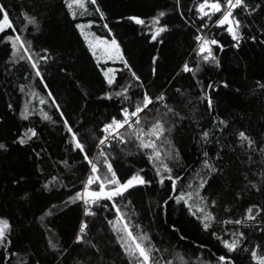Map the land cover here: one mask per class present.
<instances>
[{
  "label": "trees",
  "instance_id": "1",
  "mask_svg": "<svg viewBox=\"0 0 264 264\" xmlns=\"http://www.w3.org/2000/svg\"><path fill=\"white\" fill-rule=\"evenodd\" d=\"M98 2L105 11L106 21H101L91 6L88 9L90 15L78 16L73 21L66 14L63 0H0V3L5 4L10 12L16 28V32L9 30L8 34H18L33 40L37 50L39 47H48L56 57V62H49L51 68L45 73L48 83L58 103L61 104L62 109H66L73 124L77 122L79 110L82 107L85 109L83 115L87 123L81 128V132L89 143L94 141L88 134V130L98 129L103 122L115 115L119 101L115 98L112 101L101 98L102 93L108 90V86L103 83L91 53L74 28L75 23H86L88 20L94 21L90 30L98 35H106L101 27L103 23L107 22L112 27L113 33L126 53V58L135 71L142 76L145 84L151 85L150 91L156 92L159 86L163 85L169 90L170 95L176 87L185 92V95L179 98L180 104L177 108L184 119L177 123L170 137L181 153V160L175 165V170L184 177L185 184L189 181L193 184L197 182L195 172L200 168V161L203 158L202 148L208 150L209 155L212 156L216 151L217 138L228 145L231 144L233 134L237 130H250L254 135L264 131V98L261 97L255 83L257 80L264 82V46L245 40L239 50L232 49L230 37L226 32L217 28L209 30V35H215L222 44L226 45L222 52L217 51L218 58L222 59V67L215 69L205 65L196 79L201 84L209 81L218 83L221 80L229 84L228 88L221 86L218 91L210 93L214 104V112L210 113L205 102H197L199 89L192 75L188 73L177 75L178 65L183 60L192 62L188 53L194 46L193 37L199 24L193 4L200 0H180L179 10H176V0H98ZM158 10L168 12L164 22L170 29L164 35L162 45L148 42L144 34L147 29L141 31L140 26L127 21L116 23L120 15L137 14L147 18ZM24 12L37 15L41 26L40 32H34L31 25L25 29L26 21L22 15ZM191 21L196 23L192 24ZM260 23H264V18L257 17V24ZM2 37L3 34H0V39ZM259 38L264 39V36ZM10 51L9 45L0 42V143H5L7 146L6 151L0 150V216L9 219L13 229L11 239L15 245L12 251L19 253L18 257H12V264H19L21 260L25 264H34L37 258L41 260V264H75L76 260L85 259L81 248H70L64 256L57 257V254L47 247V240L52 238L54 242L58 241L60 245L68 247L78 224L80 209L73 205L48 217L46 227L51 229V234L46 232L45 227H41L37 217L50 204L60 205V202L71 194V191L61 187L59 182H56V187L51 192H43L41 185L45 180L56 175L60 176L65 184H76L78 188L77 177H82L86 168L77 153L65 151L66 145L63 141L67 136L62 123L52 124L41 120L38 115L40 109L49 112L54 120H58L59 114L55 112L54 107L50 106L51 101L47 98L43 86L37 84L38 78L35 77L30 66L25 62L11 63ZM153 55L159 56L155 77L150 71ZM60 66H67L66 70L71 75L59 72ZM101 66H105L104 61H101ZM106 66L117 70L118 84L124 83L128 78L126 70L121 71L123 66L119 61H109ZM169 80L172 81L171 84L166 83ZM21 85L27 86L24 92L20 91ZM29 87L48 102L40 104L38 98L30 97L27 94ZM237 88L240 90L238 94L235 93ZM85 93L89 95L85 96ZM135 95L136 90L133 91V96ZM9 104L12 108L8 107ZM25 107L34 110V114L27 121L20 118V112ZM214 116L232 122L231 127L223 133V137L214 134L215 126L211 122ZM30 126H36L41 133V139L35 143L47 149V154L44 156V175L35 170V157L31 146L13 144L17 134L23 133L25 128ZM201 129H206L213 134L211 135L212 143L204 144L199 141ZM121 148L124 149L123 152ZM227 150L231 154V149ZM109 151L115 157L113 166L118 174L124 175L144 168L148 177L154 175L143 154H137L132 144L121 145ZM126 152H131L132 155H125ZM244 158L241 155V160ZM255 159L259 160V157ZM61 160H67L72 170L69 171L60 164ZM248 167L237 161L229 175L223 179L211 180L210 186H206L204 194L221 201L222 206L215 210L219 217H239L250 204H264V193L257 192L255 189L245 190L239 199H235L236 192L245 188L244 175L252 178L247 172ZM253 170L258 172L259 166H254ZM20 177L24 179L19 185H13L12 180ZM178 187L183 185L178 182ZM25 191L32 194L30 200L21 199ZM168 194V190L161 191L157 184L132 190L127 197L132 201L136 213L132 217V223L140 224L143 230L150 233L158 247L167 249L168 251L162 254L166 259L173 260L174 264H181L178 259L180 256L195 264L198 255L201 259H209L210 252L220 254L222 246L207 232L197 227V222L188 215L186 209L174 201H170L166 208L160 207L162 198L167 199ZM224 206L231 209L230 213L223 211ZM105 215L111 218L110 213L101 212L96 219H90L91 235L109 253L106 259L122 264L121 258L117 255L118 246L113 247L109 243L111 233L103 219ZM172 223H175L187 235V240H178L169 228ZM221 227L216 225L218 231ZM246 231L249 233V247L264 244V234L251 229ZM200 243L206 244L207 247L198 249L196 245ZM2 251L3 249H0V252ZM232 255L236 264H253L249 253L238 252ZM0 264H8V262L0 261Z\"/></svg>",
  "mask_w": 264,
  "mask_h": 264
},
{
  "label": "snow or ice",
  "instance_id": "2",
  "mask_svg": "<svg viewBox=\"0 0 264 264\" xmlns=\"http://www.w3.org/2000/svg\"><path fill=\"white\" fill-rule=\"evenodd\" d=\"M63 6L67 10L66 14L73 21L78 16L90 15L88 10L90 6L101 21L107 19L98 0H63ZM179 7L180 0H176V10H179ZM193 8L199 24L193 37L194 46L188 53L192 62L183 60L178 65L179 73L177 75L180 73L192 75L199 89L197 102H205L207 110L211 113L214 112V104L210 93L218 91L221 86L228 88L229 84L225 80L218 83L209 81L206 84H201L196 79L205 65L215 69L222 67V59L218 58L217 51L222 52L226 45L222 44L215 35H209L208 32L212 28L226 32L230 37L232 49L239 50L245 40L264 46V39L259 38L264 36V23L257 24V17L264 18V0H200L193 4ZM22 15L26 21L25 29L31 25L34 32L41 31L37 15L27 12ZM167 15L166 10H158L147 18L137 14L120 15L116 23L127 21L140 26L141 31L147 29L144 34L148 42L162 45L164 35L170 31L169 25L164 22ZM181 16L183 17V13ZM190 23L195 24L196 21ZM93 24V20H88L86 23L78 22L74 24V28L91 53L103 78V83L108 86V90L102 93L101 98L109 101L114 98L118 99L119 107L116 114L103 122L98 129L88 130V134L94 141L89 143L84 133L81 132V128L87 123L83 115L85 109L82 107L79 110L80 115L76 124H73L66 109H62L61 104L58 103L57 97L48 83L45 73L51 68L49 62H56V57L48 47H39L37 50L33 40L18 34H8L9 30L16 32V28L7 7L0 3V34H3L0 42L10 46L9 60L13 64L25 62L35 73V77L38 78L37 84L43 86L47 98L51 101L50 106L54 107L59 118L54 120L53 116L44 109H40L38 115L42 121L52 124L62 123L67 136L63 141L66 145L65 151L77 153L86 168L83 176L77 177L78 188L76 184H65L64 180L56 175L51 176L41 185L43 192H51L56 187V182H59L61 187L71 191V194L67 195L60 205L50 204L37 217L41 227H45L48 234H51V229L46 227L48 217L73 205L80 209V217L77 227L73 231L71 244L64 247L58 241L54 242L52 238H49L47 247L55 252L57 257L64 256L70 248H81L85 259L76 260L75 264H116L115 260L105 258L109 253L91 235L90 219L94 220L101 212H105L111 214V218L108 215L103 217L108 231L111 233L109 243L113 247L118 246L117 255L121 258L122 264H174L173 260L166 259L162 254L167 252V249L158 247L150 233L143 230L140 224L132 223V217L136 213L132 201L127 197L130 196L132 190L157 184L161 191L168 190L169 193L167 199L162 198L161 208H166L170 201H174L187 210L188 215L197 222L198 228L207 232L222 246L220 254L210 252L209 259H201V256L198 255L195 264H236L232 254L238 252L249 253L253 264H264V244L249 247V233L246 231L251 229L264 234V204L252 203L243 210L239 217L221 218L215 212L216 208L222 206L220 199L204 194L206 186H210L211 180L223 179L229 175L237 161L241 165L249 166L247 172L251 174L252 178L249 175H244L245 188L236 192L235 199H239L245 190L255 189L257 192L264 193V131L254 135L250 130H237L233 134L231 144L228 145L217 138L215 140L216 151L212 156L209 155L208 150L202 148L203 158L200 161V168L195 172V177L198 178L197 182L193 184L189 181L185 184L184 177L175 170V165L181 160V153L170 138L177 123L184 119L177 108L180 104L179 98H182L185 92L176 87L170 95L169 90L165 89L163 85L159 86V90L156 92L150 91L151 85L145 84L142 76L135 71L133 65L126 58V53L113 33L112 27L107 22L103 23L101 27L105 30L106 35H98L90 30ZM158 60V55L151 57L150 71L153 77L157 75ZM101 61L105 62V66H101ZM109 61H119L123 66L121 71L126 70L128 78L124 83L118 84L117 70L106 66ZM66 67L60 66L59 72L71 75L67 72ZM27 75L26 73V78ZM166 83L171 84L172 81L169 80ZM255 83L260 90L261 97L264 98V82L257 80ZM25 87L27 86L21 85L20 91L24 92ZM134 90H136L135 96H133ZM239 91V88L235 89L236 94ZM27 94L30 97L38 98L40 104L48 102L45 98L40 97L32 87H29ZM87 95L89 94L85 93V96ZM8 107L12 108V105L9 104ZM33 114L34 110L25 107L20 112V118L27 121ZM211 122L215 126L214 134L219 137H223V133L232 125L228 119L216 116ZM211 135L213 134H210L208 130L201 129L199 141L204 144L212 143ZM40 139L41 133L38 128L30 126L25 128L23 133L17 134L13 144L31 146L35 157V170L44 175V156L47 154V149L35 143ZM129 144L136 148L137 154H143L154 173L152 177H148L144 168L130 171L124 175L118 174L113 166L115 157L109 149ZM229 148L231 154L227 150ZM0 150H7L5 143H0ZM121 151L123 152L124 149L121 148ZM125 155L130 156L132 153L126 152ZM241 155L245 157L243 160H241ZM257 156L259 160L255 159ZM59 163L69 171L72 170V166L68 164L67 160H61ZM257 165L259 166L258 172L253 170V167ZM23 179V177L13 179L12 184L19 185ZM178 182L183 187H178ZM31 195L30 192L25 191L21 199L30 200ZM223 211L230 213L231 209L224 206ZM216 225L222 226L219 231L216 229ZM169 228L179 241L188 239L187 235L175 223L169 225ZM12 231L9 219L0 216V249H3L0 252V261H7L8 264H12V257L19 256L18 252L12 251V247L15 246L11 239ZM196 247L204 249L207 245L200 243ZM178 259L181 264H194L191 260H185L183 256ZM19 264H25V262L21 260ZM34 264H41V260L37 258Z\"/></svg>",
  "mask_w": 264,
  "mask_h": 264
}]
</instances>
